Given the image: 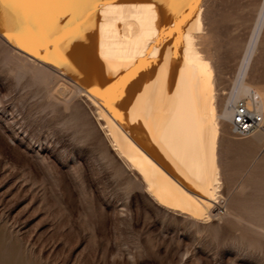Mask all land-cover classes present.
<instances>
[{"label":"rangeland","instance_id":"rangeland-1","mask_svg":"<svg viewBox=\"0 0 264 264\" xmlns=\"http://www.w3.org/2000/svg\"><path fill=\"white\" fill-rule=\"evenodd\" d=\"M263 11L203 0L221 114ZM245 82L264 92V23ZM101 124L67 78L0 38V264H264V131L236 136L221 117L220 198L196 219L157 205Z\"/></svg>","mask_w":264,"mask_h":264},{"label":"bare ground","instance_id":"bare-ground-1","mask_svg":"<svg viewBox=\"0 0 264 264\" xmlns=\"http://www.w3.org/2000/svg\"><path fill=\"white\" fill-rule=\"evenodd\" d=\"M27 11L21 34L11 10H0V38L87 96L157 205L207 218L220 198V119L232 109H217L215 70L198 46L203 0H46ZM263 23L264 11L230 102L253 91L264 115V92L245 82Z\"/></svg>","mask_w":264,"mask_h":264},{"label":"built area","instance_id":"built-area-1","mask_svg":"<svg viewBox=\"0 0 264 264\" xmlns=\"http://www.w3.org/2000/svg\"><path fill=\"white\" fill-rule=\"evenodd\" d=\"M229 106L232 109L229 117L231 131L236 136H250L263 127L264 115L253 91L249 95L236 97Z\"/></svg>","mask_w":264,"mask_h":264},{"label":"snow or ice","instance_id":"snow-or-ice-1","mask_svg":"<svg viewBox=\"0 0 264 264\" xmlns=\"http://www.w3.org/2000/svg\"><path fill=\"white\" fill-rule=\"evenodd\" d=\"M45 2L46 0H0V10H11L21 34H24L28 31L29 12L27 10L41 7ZM73 2H88V0H73ZM198 2L199 0H170L173 5L180 4L181 6H190Z\"/></svg>","mask_w":264,"mask_h":264}]
</instances>
